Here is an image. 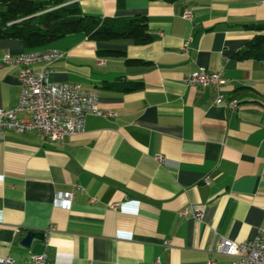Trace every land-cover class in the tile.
<instances>
[{
	"label": "crops",
	"instance_id": "1",
	"mask_svg": "<svg viewBox=\"0 0 264 264\" xmlns=\"http://www.w3.org/2000/svg\"><path fill=\"white\" fill-rule=\"evenodd\" d=\"M259 1L57 0L88 17L144 15L152 38L96 42L73 33L36 49L0 38V58L64 51L51 80L95 90L111 113L87 116L63 143L0 133V255L12 264H42L30 255L43 252L54 264H231L233 256L217 253L219 241H251L264 228V58L240 56L264 35L255 28L264 26ZM199 67L223 69L228 81L219 90L186 84ZM130 81L141 86L115 87ZM19 92L18 69L0 64V109H14ZM69 191L65 209L59 193ZM190 205L203 209L200 220L180 213ZM28 231L43 238L24 246Z\"/></svg>",
	"mask_w": 264,
	"mask_h": 264
},
{
	"label": "built area",
	"instance_id": "2",
	"mask_svg": "<svg viewBox=\"0 0 264 264\" xmlns=\"http://www.w3.org/2000/svg\"><path fill=\"white\" fill-rule=\"evenodd\" d=\"M264 4V0L259 1ZM184 16L189 18L188 11ZM183 51H187V42L183 44ZM64 51L47 48L23 52L18 55L5 53L0 58L1 65L14 66L18 69L20 92L18 102L14 109H0V133L5 129H13L19 132L43 130V137L50 141L63 143L68 138L81 133L85 127L86 117L89 115H109L100 109L98 94L95 90L83 88L79 83L70 81H53L50 78L51 64L64 56ZM42 63L38 71H34L31 65ZM98 64H103L99 61ZM228 81L224 70L208 71L204 67L188 73L184 82L188 85L212 86L216 90ZM222 95L218 94L215 102L219 103ZM229 106L238 107V102L232 100ZM24 113L26 118H19L18 114ZM160 159L161 157H157ZM62 205L65 209L71 206L73 192L59 193ZM182 215L191 213L200 220L203 209L199 205H190L180 211ZM53 230L50 227L49 232ZM217 253L233 256L231 264H264V228L260 229L256 237L251 241H234L222 238L216 248ZM32 263L54 264L47 261L45 252L31 254ZM11 255H0V264H12ZM86 264H92L88 261ZM144 264V263H142ZM150 264H163L154 261ZM208 264H214L209 259Z\"/></svg>",
	"mask_w": 264,
	"mask_h": 264
},
{
	"label": "trees",
	"instance_id": "3",
	"mask_svg": "<svg viewBox=\"0 0 264 264\" xmlns=\"http://www.w3.org/2000/svg\"><path fill=\"white\" fill-rule=\"evenodd\" d=\"M124 1L116 0L117 6H123ZM0 3L4 6L0 11V38L20 39L27 49L48 46L73 33L84 34L96 42L132 39L135 43H145L152 38L144 15L124 19L88 17L80 13L75 3L56 6L57 0H0ZM255 28L261 29L264 26ZM98 53L105 56L124 55L123 51L116 49H101ZM240 56L264 58V35L251 40L249 49ZM140 86V82L130 81L115 87L129 91Z\"/></svg>",
	"mask_w": 264,
	"mask_h": 264
},
{
	"label": "water",
	"instance_id": "4",
	"mask_svg": "<svg viewBox=\"0 0 264 264\" xmlns=\"http://www.w3.org/2000/svg\"><path fill=\"white\" fill-rule=\"evenodd\" d=\"M43 233L38 231H28L25 237L22 240V244L24 246L29 247L31 244L32 239H42Z\"/></svg>",
	"mask_w": 264,
	"mask_h": 264
},
{
	"label": "bare ground",
	"instance_id": "5",
	"mask_svg": "<svg viewBox=\"0 0 264 264\" xmlns=\"http://www.w3.org/2000/svg\"><path fill=\"white\" fill-rule=\"evenodd\" d=\"M35 133L38 135L43 136V130H35Z\"/></svg>",
	"mask_w": 264,
	"mask_h": 264
}]
</instances>
